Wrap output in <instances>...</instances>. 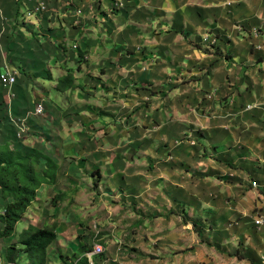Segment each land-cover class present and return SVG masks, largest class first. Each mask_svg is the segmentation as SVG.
Masks as SVG:
<instances>
[{"label": "crops", "instance_id": "obj_1", "mask_svg": "<svg viewBox=\"0 0 264 264\" xmlns=\"http://www.w3.org/2000/svg\"><path fill=\"white\" fill-rule=\"evenodd\" d=\"M17 1L0 0L10 20L0 24V73H17L0 146L36 148L60 173L0 238V264H29L25 253L10 261L9 248L52 221L50 253H81L59 230L93 215L95 201L108 210L114 197L127 201L131 187L148 198L165 187L172 200L162 207L210 208L216 224L238 220L237 237L264 264V225L255 224L264 215V0H41L52 15L27 20L30 4ZM66 70L75 88L61 92ZM40 101L43 116L15 140L9 117Z\"/></svg>", "mask_w": 264, "mask_h": 264}, {"label": "rangeland", "instance_id": "obj_2", "mask_svg": "<svg viewBox=\"0 0 264 264\" xmlns=\"http://www.w3.org/2000/svg\"><path fill=\"white\" fill-rule=\"evenodd\" d=\"M27 4L31 6L32 2ZM121 7L122 4L118 8ZM52 11L53 8L48 7L46 14L43 13L39 18L52 15ZM0 24H10L9 17H0ZM202 41L212 48L210 36L203 37ZM2 88L5 98L0 100V118L3 116L2 103L8 102L10 105L14 99ZM19 117H9L14 131L16 127L12 118L14 120ZM134 190L135 187L130 188L131 198L127 201L114 197L109 210L99 208L106 202L95 201L92 204L95 210L93 215L86 219L85 216L80 217L82 221H78L79 224L68 222L62 231L59 230L60 236H70V245L78 242L86 256H89L96 244L101 245L104 252L90 258V264H259L260 260L249 254L250 248L241 235L237 237L241 232L238 220L228 225L216 224L210 208L162 207L167 205L164 201L172 200L165 187H160L149 198L146 189L140 197L136 196ZM163 192L165 197L162 196ZM65 213L68 218L69 213ZM44 215L47 216V213ZM54 223L52 221L49 225ZM52 250L54 243L48 250L49 264H68L60 258H71L72 253L69 252L72 251L60 253L59 256L55 251L53 256L50 253Z\"/></svg>", "mask_w": 264, "mask_h": 264}, {"label": "trees", "instance_id": "obj_3", "mask_svg": "<svg viewBox=\"0 0 264 264\" xmlns=\"http://www.w3.org/2000/svg\"><path fill=\"white\" fill-rule=\"evenodd\" d=\"M45 75L50 79L48 72ZM73 88L75 77L71 70H66L56 89L65 92ZM59 173L56 163L36 148L18 143L15 147L13 143L0 146V238L14 235L17 224L36 200L37 191L42 186L55 184ZM56 239L55 224L30 225L19 236L18 244L22 248L10 247L8 259L14 261L25 253L29 264H49L48 250ZM60 259L68 264H90L83 251Z\"/></svg>", "mask_w": 264, "mask_h": 264}, {"label": "built area", "instance_id": "obj_4", "mask_svg": "<svg viewBox=\"0 0 264 264\" xmlns=\"http://www.w3.org/2000/svg\"><path fill=\"white\" fill-rule=\"evenodd\" d=\"M27 2H31V0H26ZM115 7H120V4L116 3L114 4ZM48 10V6L44 1H35L32 3L30 8L25 10L24 12V19H30L35 16H40L43 13H46ZM259 32H256V35H258ZM211 44H215V41L211 40ZM77 46L74 45L73 49H75ZM17 79V73L9 70L3 71V73H0V83L1 85L7 90L8 94H11V97H14V93L12 91V88L16 82ZM254 106H247V110H251ZM44 114V105L43 102H38L32 111L27 112L24 116H21L17 119H12V122L14 124L15 128V138L18 140H22L25 135L28 133V121L31 118L34 117H40ZM252 187L258 188L259 185L257 182H253ZM255 224L258 227H261L264 225V215L258 216V218L255 220ZM91 252V251H90ZM104 252L103 247L99 244H96L92 250V252L87 256L88 259L92 258L95 255H100Z\"/></svg>", "mask_w": 264, "mask_h": 264}]
</instances>
